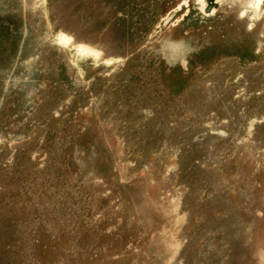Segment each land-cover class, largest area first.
<instances>
[{"label":"rangeland","instance_id":"rangeland-1","mask_svg":"<svg viewBox=\"0 0 264 264\" xmlns=\"http://www.w3.org/2000/svg\"><path fill=\"white\" fill-rule=\"evenodd\" d=\"M0 264H264V22L0 0Z\"/></svg>","mask_w":264,"mask_h":264},{"label":"bare ground","instance_id":"bare-ground-1","mask_svg":"<svg viewBox=\"0 0 264 264\" xmlns=\"http://www.w3.org/2000/svg\"><path fill=\"white\" fill-rule=\"evenodd\" d=\"M233 1V5L237 6L240 9V12L245 15L247 13L250 14L256 22L263 21L264 22V0H231ZM187 2V1H186ZM186 2L184 4H186ZM186 6V5H185ZM213 13V11H211ZM170 20V15L164 19V22H168ZM57 40L58 43H62L66 45L69 42V39L63 35H58ZM71 50H74L77 56H81L83 54H89L92 57H97L98 52L90 49L87 46L81 45H72Z\"/></svg>","mask_w":264,"mask_h":264}]
</instances>
